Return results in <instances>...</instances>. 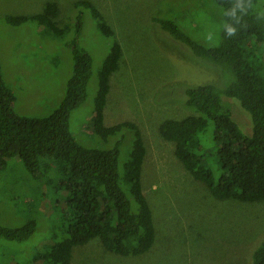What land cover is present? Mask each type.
<instances>
[{
    "label": "rangeland",
    "instance_id": "374dc122",
    "mask_svg": "<svg viewBox=\"0 0 264 264\" xmlns=\"http://www.w3.org/2000/svg\"><path fill=\"white\" fill-rule=\"evenodd\" d=\"M59 6V34L36 21L8 23L7 15H36L47 2ZM78 0H0V64L5 83L13 90L14 110L46 117L65 96L73 71L71 44L77 39L92 56V70L84 101L70 113V131L87 148L119 149L118 170L129 159L134 134L124 128L103 139L93 131L98 73L113 39L122 47L120 67L110 76L104 107L105 125L131 120L143 134L147 148L142 186L153 210L156 239L140 255L106 250L99 238L76 245L72 264H249L264 238V200L218 199L195 179L174 154V142L163 138L165 118H182L194 111L184 105V88L219 82L222 73L197 56L161 21H173L193 41L214 47L222 38L224 9L215 0H89L114 30L112 38L99 30L88 9ZM83 13L77 34L76 15ZM255 9L264 15V0ZM234 118L249 130V118L232 102ZM212 127L204 133L200 151L214 163ZM212 148V149H211ZM30 172L15 156L0 171V224L19 227L29 221L34 233L23 241L0 237V264H38L39 251L60 238L69 214L68 192L60 187L57 165Z\"/></svg>",
    "mask_w": 264,
    "mask_h": 264
},
{
    "label": "trees",
    "instance_id": "16d2710c",
    "mask_svg": "<svg viewBox=\"0 0 264 264\" xmlns=\"http://www.w3.org/2000/svg\"><path fill=\"white\" fill-rule=\"evenodd\" d=\"M224 9V27L218 45L205 47L183 33L173 21H161L176 39L185 42L200 58L212 62L222 73L219 82L184 88V105L194 112L182 118H165L161 136L174 142V154L218 199L264 200V15L255 9L258 0H215ZM76 8L88 9L107 38L114 30L89 0ZM59 6L47 2L36 15H7L13 25L32 20L59 34ZM76 33L82 29V9L76 15ZM73 71L59 107L46 117L21 115L14 110L15 94L3 79L0 64V171L7 159L19 157L32 173L57 165L59 185L68 192L69 214L60 238L51 248L39 251L38 264H72L74 246L99 238L106 250L122 255L147 252L156 239L153 210L142 186L147 148L139 125L131 120L104 123V107L110 76L119 69L120 43L113 39L98 73L94 100L93 131L103 139L131 129L134 134L129 159L118 170L119 149H91L80 145L70 131V113L85 99L92 70V56L71 44ZM234 102L249 118V130L234 118ZM212 127L214 163L200 151L201 137ZM212 149V148H211ZM34 221L19 227L0 224V237L23 241L35 231ZM249 264H264V238L255 247Z\"/></svg>",
    "mask_w": 264,
    "mask_h": 264
}]
</instances>
